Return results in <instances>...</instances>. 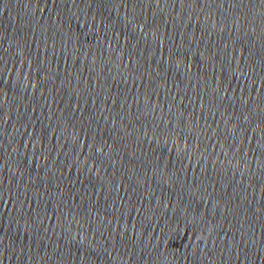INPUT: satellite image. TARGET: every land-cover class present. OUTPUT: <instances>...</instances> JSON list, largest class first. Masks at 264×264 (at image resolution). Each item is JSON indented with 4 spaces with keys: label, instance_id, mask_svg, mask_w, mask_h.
Returning a JSON list of instances; mask_svg holds the SVG:
<instances>
[{
    "label": "water",
    "instance_id": "obj_1",
    "mask_svg": "<svg viewBox=\"0 0 264 264\" xmlns=\"http://www.w3.org/2000/svg\"><path fill=\"white\" fill-rule=\"evenodd\" d=\"M0 264H264V0H0Z\"/></svg>",
    "mask_w": 264,
    "mask_h": 264
}]
</instances>
